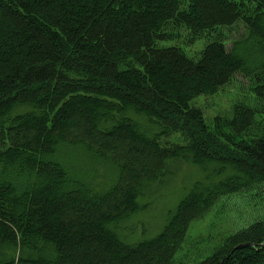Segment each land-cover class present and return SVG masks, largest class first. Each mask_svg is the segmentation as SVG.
Masks as SVG:
<instances>
[{
  "label": "trees",
  "instance_id": "16d2710c",
  "mask_svg": "<svg viewBox=\"0 0 264 264\" xmlns=\"http://www.w3.org/2000/svg\"><path fill=\"white\" fill-rule=\"evenodd\" d=\"M183 2L0 0V264H174L193 220L264 182V104L210 127L191 103L236 74L264 100V0ZM181 25L212 36L196 57L159 44ZM75 151L107 181L88 182ZM190 165L201 176L162 229L124 240L145 192ZM196 264H264V220Z\"/></svg>",
  "mask_w": 264,
  "mask_h": 264
},
{
  "label": "rangeland",
  "instance_id": "374dc122",
  "mask_svg": "<svg viewBox=\"0 0 264 264\" xmlns=\"http://www.w3.org/2000/svg\"><path fill=\"white\" fill-rule=\"evenodd\" d=\"M181 3L184 5L183 0H181ZM242 29V22H238L230 30H221L224 32L223 37L226 46L238 36ZM191 36L193 37L189 30L181 25L176 29L175 37L162 40L159 44L179 46L186 55L196 57L212 36L208 32H203L195 39H192ZM251 81L247 76L236 74L216 92L200 94L193 98L191 103L202 110L206 124L212 127L215 116L231 117L233 106L237 103L242 102L251 107L264 104V100H259L255 93L251 91ZM257 120L260 122L261 118L258 116ZM252 130H256V127H253ZM162 140L181 141L178 134L169 135ZM81 153H84V151ZM81 153L78 156V163L82 167L87 181L93 183L100 182L101 179L107 181L108 173L111 176L108 165L96 162L94 167V161L85 162ZM62 155L66 158V152ZM181 166L170 167V174L165 180L156 182L139 199V210L123 221L118 230L124 240L132 242L142 236L154 235L162 229L168 212L174 209L179 199L188 191L191 182L195 181L200 175L193 165L183 166L182 168ZM94 168H98L99 172L107 169L108 172L99 175ZM92 173L100 179L93 181ZM163 178L164 176L161 180ZM262 219L264 220V182L221 196L203 216L190 223L184 240L174 254V264L198 263L210 256L227 236L239 233Z\"/></svg>",
  "mask_w": 264,
  "mask_h": 264
}]
</instances>
